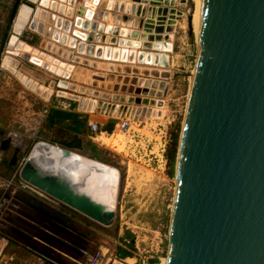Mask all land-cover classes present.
Masks as SVG:
<instances>
[{
	"label": "water",
	"instance_id": "obj_1",
	"mask_svg": "<svg viewBox=\"0 0 264 264\" xmlns=\"http://www.w3.org/2000/svg\"><path fill=\"white\" fill-rule=\"evenodd\" d=\"M74 1L12 0L0 37V68L46 102L52 95L66 98L78 111L99 109L110 119L160 117V109L139 99L124 104L114 96L113 102L95 98L98 91L92 98L69 92L76 89L70 81L85 76L84 83L99 82L112 92L163 97L167 70L115 61L166 66L175 25L184 14L175 2L186 8L190 35L193 0H82L73 17ZM21 6L29 10L15 32ZM115 12L123 15L115 18ZM107 17L119 25L104 26ZM25 28L33 37H20ZM36 35L42 37L37 43ZM12 37L20 48L10 44ZM121 48L126 51L118 56ZM143 50L161 52L159 62ZM5 57L8 67L2 65ZM17 57L54 78L43 84L22 74ZM86 67L99 71L90 77ZM10 145L9 167L17 161L20 140L8 133L0 151ZM173 168L164 264H264V0H199L198 41ZM18 177L102 226L112 223L113 208L43 170L28 154Z\"/></svg>",
	"mask_w": 264,
	"mask_h": 264
},
{
	"label": "rangeland",
	"instance_id": "obj_2",
	"mask_svg": "<svg viewBox=\"0 0 264 264\" xmlns=\"http://www.w3.org/2000/svg\"><path fill=\"white\" fill-rule=\"evenodd\" d=\"M81 2L82 0L74 1V5L71 6L72 16H75L76 6ZM11 3L12 0H0V37L8 19ZM175 7L182 10L184 14L175 25L172 51L164 57L166 66H148L158 70L164 69L169 73L168 78L165 80L168 93L161 97L160 108L154 107V109L161 110L160 117L145 118L139 125H131V129L124 133L113 129V119L107 118L106 121H103L106 118L103 117V125L100 128L103 131V128H107L109 124H112V129L109 132L102 134H98V132L95 134L90 133L92 137L96 136L95 139H86L85 134H83L80 148H65L87 158L95 154L99 160H93L112 166L118 172V186L113 207L112 223L109 226H101L92 220L84 218L91 228L92 247L90 254L100 251L102 253L100 264H110L106 256H108L110 248L115 245L113 241L116 242L121 237H124L126 233L134 241V257L136 259L139 257L147 258L148 260L156 258L154 264H161L165 259L167 225L174 187V168L170 174L164 152L169 142V132L177 126L180 129L187 92L192 79L191 75L197 45V38L194 32L188 35L186 8L179 6L177 1L175 2ZM46 10L50 11L48 8ZM106 11L111 13V10ZM51 12L56 14L55 11ZM26 32L25 28V31L20 36L22 39L29 36L33 37V34L30 35L31 33ZM41 38V36L36 35L35 42L37 43ZM73 53L75 54V52ZM86 69V72L90 70V77L99 71L91 67H86ZM17 70L43 84L54 78L48 71L22 59H19ZM103 73L106 74V71H103ZM81 78L83 79L70 81L75 84L76 89H68L69 92L75 94H80L82 91L88 92L87 95L90 97L92 92L98 91L99 95L95 98L109 102H113V95H130L122 92H112L106 89L104 85L100 86L99 82L95 83L97 85L86 84L83 82L85 76ZM130 96L143 97L139 95ZM40 99L34 92L24 88L13 74L0 68V132H2L0 133V139L8 133L13 134L19 140L22 138L14 166L6 167L7 164L5 165L11 155L12 146L10 145L3 152L0 151V177L2 179H7L16 172L18 164H22L26 155L38 143L43 142L48 145L62 147L59 145L60 142L69 141L74 136L62 126L47 125ZM86 140L95 147V152L90 151V145L86 143ZM104 174L105 170L96 176L97 180H104ZM30 188L32 189H21L10 184L6 187L4 193L6 196L10 195L17 202V211L20 209L21 203L24 204L25 191H28L35 194L36 199L42 200V205L46 208L52 206L54 209H58L68 215H78L74 210L55 199L33 187ZM1 192L0 190V194ZM37 193L40 195L37 196ZM36 199L35 201H37ZM35 201L33 202L35 203ZM105 248L108 250H105ZM128 263L114 262L113 264ZM132 264L136 263L132 262Z\"/></svg>",
	"mask_w": 264,
	"mask_h": 264
},
{
	"label": "crops",
	"instance_id": "obj_3",
	"mask_svg": "<svg viewBox=\"0 0 264 264\" xmlns=\"http://www.w3.org/2000/svg\"><path fill=\"white\" fill-rule=\"evenodd\" d=\"M145 5L147 6V4ZM122 15L123 14L115 12L114 17L120 18V16ZM118 21L108 18L105 22L102 23L104 26H113L114 24H118ZM136 51H142V49L138 47ZM143 52L153 51L143 50ZM81 57L83 58L84 55H81ZM116 62L119 63V61ZM120 64H128L130 66L140 67L153 66V64H138L135 61L132 63L122 62ZM167 93L168 88L166 90V94ZM54 97L55 96L52 95L50 100L47 102L39 98V101H41V104L43 106L46 122L48 111L50 109H55L53 107ZM65 112H76L85 117V130H87V132L84 136L86 139H90L91 136L86 126L87 122H96L99 126H102V122L106 121V119L109 118L105 115L99 114V109H94V111L90 113L78 111L74 107L72 110ZM103 117L106 118H104V120L102 121ZM55 125L59 126L57 124L49 126ZM82 136V134L78 135L80 139ZM21 140L22 138H20V141ZM25 192L24 204L21 203L20 209L12 215L9 220L7 229L4 232L6 241L4 244L0 243V264H82L90 254L92 247L91 228L89 224L85 222L84 218L88 220L91 219L76 212L75 210L74 211L78 215L74 214L71 216L62 211H59L58 209H54L52 206L46 208L42 205V200L36 199L35 194H32L28 191ZM38 195L40 194L37 193V196ZM35 199L37 201H35ZM33 201H35V203ZM56 213L58 214V216L56 215ZM49 215L57 216V218L60 219L61 222L53 220L49 217ZM113 242L115 245L110 248L108 256H106V259H108L107 261H110V264H113L114 262H129L128 264H132V262L136 263V258L134 257L135 244L133 249H129L126 245L124 237H121L116 242ZM116 247L131 252V256L117 258L115 256ZM105 250L108 249L105 248Z\"/></svg>",
	"mask_w": 264,
	"mask_h": 264
},
{
	"label": "bare ground",
	"instance_id": "obj_4",
	"mask_svg": "<svg viewBox=\"0 0 264 264\" xmlns=\"http://www.w3.org/2000/svg\"><path fill=\"white\" fill-rule=\"evenodd\" d=\"M193 11L191 18V28L198 41V11L199 0H193ZM28 8L21 6L17 19L15 21L14 30L17 32L18 28H21L28 14ZM111 18V17H110ZM116 20V19H115ZM108 26V25H107ZM11 43L13 48L18 49L19 43L13 41ZM23 50L28 51V46L22 45ZM110 57H114L115 50H111ZM126 51L124 48L118 50V56ZM149 57L151 62H159V53L148 52L145 54ZM146 58V57H145ZM8 58L5 57L2 60V65L8 67ZM101 62V61H97ZM99 65V63H96ZM192 76V75H191ZM118 103L133 104L136 99L150 104L152 107L160 108L161 98L150 97H135L124 94L113 95ZM33 148V147H32ZM29 158L37 164L40 168L46 171L58 173V177H61L66 183L72 184L79 192L98 202L105 208H113L115 203L116 191L118 186V172L109 165H104L96 160L89 159L81 154L68 151L63 153L61 147L56 145H48L45 143H38L33 150L28 153ZM107 166V168H106ZM105 170L104 180H97V175ZM165 259L161 264H164Z\"/></svg>",
	"mask_w": 264,
	"mask_h": 264
},
{
	"label": "built area",
	"instance_id": "obj_5",
	"mask_svg": "<svg viewBox=\"0 0 264 264\" xmlns=\"http://www.w3.org/2000/svg\"><path fill=\"white\" fill-rule=\"evenodd\" d=\"M53 107L58 110L62 111H70L72 110L75 105L72 101L61 98V97H54L53 99ZM113 129H117L119 132H127L131 129V125H139L142 122L139 121H132L126 116H123L122 118L113 119ZM87 129L90 133H96L102 134L106 133L105 130H101V126H99L96 122H87L86 123ZM96 136L92 137L91 139H95ZM163 151V149H161ZM21 163L18 164V169L16 172H14L9 178L2 179L0 178V190L2 191L0 194V243H5L6 238L4 236V232L7 229L8 223L12 215L17 211V202L10 196L5 195L4 190H6V187H8L10 184H13L17 186L18 188L24 189H32L31 186L22 181L18 177V170ZM2 234V235H1ZM102 257V253L99 251H95L92 254H90L82 264H100ZM137 264H151L147 258H137L136 259Z\"/></svg>",
	"mask_w": 264,
	"mask_h": 264
},
{
	"label": "trees",
	"instance_id": "obj_6",
	"mask_svg": "<svg viewBox=\"0 0 264 264\" xmlns=\"http://www.w3.org/2000/svg\"><path fill=\"white\" fill-rule=\"evenodd\" d=\"M47 122L48 125H53L57 124L59 126H62L65 128L67 131L71 132L74 136L72 137L71 140L69 141H62L59 143L64 148H80L81 147V139L78 137V135H83L87 132L85 130V117L81 116L80 114L76 112H65L61 111L58 109H50L48 111L47 115ZM112 129V124H109L107 128H103L106 132H109ZM178 131H179V126L174 128L171 132H169V142L166 145L164 156L166 159V163L169 167V173L171 174V170L173 169L174 166V160H175V154H176V147H177V139H178ZM88 145H90L89 141H86ZM90 151H96L95 147L90 145ZM89 158L99 160L98 156L93 154L89 156ZM6 165V162H5ZM6 167H8L6 165ZM55 215V214H54ZM54 215H49L50 218L57 222H61L60 219L57 218L58 214L56 213L57 216ZM124 239L126 241V245L129 249L134 248V241L130 235L124 236ZM115 256L117 258H124L126 256H131V252L123 250L119 247H116L115 249ZM151 264H154L156 262V258H153L152 260H149Z\"/></svg>",
	"mask_w": 264,
	"mask_h": 264
}]
</instances>
